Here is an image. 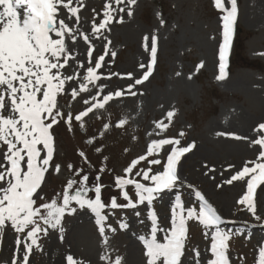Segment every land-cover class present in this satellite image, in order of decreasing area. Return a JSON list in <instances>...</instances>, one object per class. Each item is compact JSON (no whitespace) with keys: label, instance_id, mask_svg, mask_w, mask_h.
Masks as SVG:
<instances>
[{"label":"rangeland","instance_id":"obj_1","mask_svg":"<svg viewBox=\"0 0 264 264\" xmlns=\"http://www.w3.org/2000/svg\"><path fill=\"white\" fill-rule=\"evenodd\" d=\"M109 2L113 5L115 19L97 37L91 31L92 21L99 24L103 20ZM73 4L75 6V0ZM83 4L78 27L80 33L89 36L90 44L78 38L75 44H82L85 59H77L75 55V62L70 60L63 71L66 75H72L74 70L81 77L85 75L87 51L91 47L95 51L91 57L93 65L100 55L107 53L98 73L101 79L96 87L89 84V92H81L75 100L70 90L78 88L81 81L68 82L58 102L65 113L75 116L89 106L84 100L91 101L93 96L102 99L116 91L124 95L114 97L104 109L90 113L84 118V127L75 120L71 130L64 121L53 127L56 150L52 164H59L61 170L55 174L50 169L46 175L41 190L45 200L56 199L68 180H79L87 174L89 186L103 185L101 195L105 204L112 197H116L118 203H126L115 178L124 176L131 162L146 154L151 141L176 138L180 140L179 146L194 143L195 147L181 164V183L175 191L134 209L106 208L104 214L108 219L104 236L99 232L95 214L88 208H77L75 214L63 217V232L49 228L47 235L40 234L39 248L33 247L29 264H68L69 255L78 264H109L101 258L105 254L113 260L122 257V264H147L146 248L140 237H150V212L154 209L158 217L161 230L158 239L162 241L164 232L171 228V210L177 200L185 208L198 207L194 198L199 190L221 213L225 223L220 229L231 235L228 242L231 264H259V250L264 247V185L254 199L256 214L261 217L257 221L245 206L237 203L246 193V181H234L231 185L224 181L241 170L246 161L255 160L260 151L251 141L260 136L254 129L264 123V0H237L235 62L224 80L217 79L216 66L222 13L214 7L213 0H137L134 6L127 5L126 0L121 5H116L115 0H83ZM121 7L125 9L123 12L119 11ZM65 15L66 10L61 8L60 16ZM120 17L123 22H119ZM66 22L76 27L75 18ZM153 37L157 38L155 73L132 88L136 94L131 95L129 85L141 79L147 70ZM75 44H69L72 52ZM113 52L115 56L111 55ZM80 62L84 68L77 66ZM201 62L204 66L198 68ZM169 112H175L171 120L167 117ZM121 119L127 123L118 127ZM157 122L167 127L158 128ZM105 124L110 125L107 130ZM180 132L185 135L180 137ZM232 134L247 139H235ZM173 147L165 145L159 155L148 159L158 158L163 163ZM81 151L87 160L79 155ZM149 166L147 160L141 161L132 175ZM151 167L153 173L161 169V165ZM127 191L135 201V190L128 186ZM89 196L94 198V193ZM43 202L37 200V205ZM137 212L139 215L135 214ZM121 223L128 227L121 228ZM113 228L116 231L113 232ZM213 231L196 220L188 221L181 264H207L211 258ZM17 235L10 224L0 231V264H12ZM20 248L23 250V244ZM194 249L200 252L199 261L194 259Z\"/></svg>","mask_w":264,"mask_h":264},{"label":"snow or ice","instance_id":"obj_2","mask_svg":"<svg viewBox=\"0 0 264 264\" xmlns=\"http://www.w3.org/2000/svg\"><path fill=\"white\" fill-rule=\"evenodd\" d=\"M136 2L137 0H126L127 5L134 6ZM115 3L121 5L125 0H115ZM83 6V0H75V6L73 0H0V231L10 224L18 234L12 264H29V255L33 247L39 248L40 234L47 235L49 228H59L63 232L61 227L63 217L66 214H75L77 208H88L95 214L99 232L104 236L105 222L108 219L104 214L106 208L134 209L146 202L152 204L159 193L177 186L180 180L177 165L180 159L195 147L194 143L186 147H177L180 140L176 138L151 141L146 154L134 159L125 169L124 176L115 178V184L126 203H118L117 198L112 197L110 202L105 204L101 195L103 185L96 183L89 186L87 174L82 175L79 180H68L66 187L56 199L45 200L41 190L46 175L50 169L55 174H59L61 170L59 164L54 166L52 164L56 150L53 127L64 121L71 130L73 120L79 122L80 127H84L85 117L95 110L104 109L114 97L124 95V92L116 91L104 95L102 99L93 96L91 101L84 100L89 106L75 116L71 112L65 113L58 102V97L65 94L68 82L81 81L78 88L73 87L70 90L71 97L75 100L81 92H89V84L96 87V82L101 79L98 70L103 66L107 53L100 55L93 65L91 57L94 49L91 47L87 51L89 66L85 69V75L81 77L75 70L72 75H66L63 71L69 66L70 60L73 62L76 60L69 44H75L78 38L90 44L89 36L80 33L78 27L81 21L79 13ZM214 7L222 13L220 18L222 43L219 47L217 79L224 80L227 76V60L238 18L237 0H214ZM61 8L66 10L64 17L60 16ZM124 10L123 7L119 8L120 12ZM113 11V5L109 2L105 6L102 22L96 24L95 20L92 21L91 31L97 37L101 30L107 29L115 19ZM128 15H132L130 9ZM73 18L76 27L66 22ZM119 22H123L122 17L119 18ZM145 39L147 40V37ZM111 55L115 56V53ZM156 55L157 38L153 37L151 64L141 79H136L129 85L128 91L131 95L136 94L131 91L132 88L151 76ZM77 66L84 68L83 62ZM203 66L201 62L198 68ZM128 75L131 78V74ZM100 88L102 90L103 86ZM174 115L175 112H169L167 117L171 120ZM126 123L125 119H121L117 126L123 127ZM109 127V124L104 125L105 130ZM157 127L163 129L167 125L157 122ZM254 131L264 132V123L259 124ZM184 135L183 132L179 133L180 137ZM234 138L247 139L235 135ZM251 144L260 147L257 158L246 161L242 169L224 183L231 185L234 181H246L247 191L237 203L245 206L259 221L261 217L256 214L253 194L259 185L264 184V135L252 140ZM165 145L174 146L167 155L166 162L162 163L158 158L148 159L150 156L159 155ZM79 155L87 160L83 151ZM145 160L150 166L146 170H138L133 176V169ZM152 165H162V169L153 173ZM69 168L71 169L72 165H69ZM99 179L97 176L96 180ZM128 186L134 187L137 197L135 201L127 191ZM89 193H94V198H91ZM195 195L201 201L198 207L185 208L184 204L177 200L171 210V228L164 232L162 241L158 239V233L161 231L157 224L158 217L154 209L150 212L152 220L150 237H140L146 248L147 264H181L187 240V224L190 220H196L204 227L214 229L209 249L211 258L207 264H231L228 257V242L231 235L220 229L222 218L217 209L199 191H196ZM37 200L45 202L37 205ZM135 214L139 215L138 212ZM120 227L127 228L128 225L121 223ZM111 230L116 231L114 228ZM104 242L107 243V237ZM21 244L23 250L20 248ZM193 255L194 259L199 261L198 249L193 250ZM101 258L107 260L109 264H122L123 261L120 256L113 260L108 254ZM66 259L68 264H78L71 255ZM259 264H264V247L259 250Z\"/></svg>","mask_w":264,"mask_h":264},{"label":"bare ground","instance_id":"obj_3","mask_svg":"<svg viewBox=\"0 0 264 264\" xmlns=\"http://www.w3.org/2000/svg\"><path fill=\"white\" fill-rule=\"evenodd\" d=\"M82 44L81 43H79V42H77L75 45H74V47H73V52H74V55H76V57H77V59H81V60H83V59H85V56L83 55L84 53H83V51H81L82 50V46H81ZM85 66L86 67H88L89 65H88V63H86L85 62ZM84 70V69H83ZM4 252V251H3Z\"/></svg>","mask_w":264,"mask_h":264}]
</instances>
